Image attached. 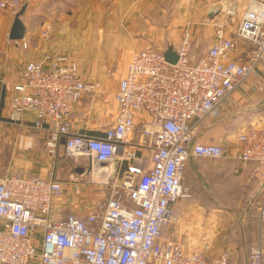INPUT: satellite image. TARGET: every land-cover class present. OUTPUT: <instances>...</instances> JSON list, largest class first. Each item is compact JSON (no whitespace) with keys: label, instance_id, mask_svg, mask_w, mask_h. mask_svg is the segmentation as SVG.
<instances>
[{"label":"built area","instance_id":"obj_1","mask_svg":"<svg viewBox=\"0 0 264 264\" xmlns=\"http://www.w3.org/2000/svg\"><path fill=\"white\" fill-rule=\"evenodd\" d=\"M24 3L0 0V8L15 16ZM233 9L236 4L226 13ZM214 25L215 40L195 59L189 29L176 63L166 59L165 48L134 52L115 92L116 121L101 135L73 128L77 102L96 85L66 51L44 46L39 58L25 64L20 80L2 79L13 92L12 118L34 110L33 126L47 130L49 154L64 138L66 155L91 158L102 171L111 162L119 167L114 180L104 179L111 194L97 210L58 219L52 212L63 194L60 181L0 172V264H234L230 250L210 255L207 242L191 250L166 235L177 221L176 202L191 195L184 184L189 161L226 156L224 146L197 140L203 124L221 114L236 89L254 82L264 64V0H249L235 30H228L225 16L216 17ZM240 41L249 44L245 56L235 55ZM254 87L264 90L260 82ZM236 142L243 165H252L250 179L263 182L264 218V127L243 128ZM247 264H264L261 242L250 246Z\"/></svg>","mask_w":264,"mask_h":264},{"label":"crops","instance_id":"obj_2","mask_svg":"<svg viewBox=\"0 0 264 264\" xmlns=\"http://www.w3.org/2000/svg\"><path fill=\"white\" fill-rule=\"evenodd\" d=\"M220 1L25 0L28 6L22 19L26 33L18 40L9 36L14 16L0 8V172L18 171L60 181L63 194L54 201L55 219L70 213L84 217L97 210L98 202L111 194V184H106L104 179L114 180L118 163L111 162L102 171L91 158L66 155L63 141L55 154H49L47 130L33 126L37 118L34 110H25L20 119L12 118L13 92L6 90L2 79L11 83L20 80L25 64L39 58L44 46L66 51L79 62L84 78L96 85L94 92L77 102L73 128L101 135L116 121L118 104L114 96L132 54L148 47L164 49L169 45L178 50L185 31L190 28L191 57L197 58L215 40L214 19L226 14L227 10L219 6ZM230 1L240 13L249 2ZM213 7L219 11L210 17L208 12ZM48 24L51 28L44 36L41 32ZM239 46L235 55L245 56L249 44L240 41ZM259 67L264 73V65ZM233 124L240 128L264 127V93L259 94L249 81L231 94L228 105L217 118L205 123L206 131L200 132L197 140L223 144L224 138L216 133L227 131ZM227 150L229 155L217 166H208L210 158L206 157L189 161L187 169L195 171L196 176L188 186L191 195L176 202L175 208L183 209L171 236L174 234L191 250L213 238L215 211L236 208L239 213L241 208H259L263 200V182L249 177L252 165H243L237 148ZM224 173L231 176L234 185L221 179ZM184 208L201 209L193 217ZM205 208L220 209L207 212ZM237 241L231 250L234 263L242 260L247 263L246 240L237 238Z\"/></svg>","mask_w":264,"mask_h":264},{"label":"rangeland","instance_id":"obj_3","mask_svg":"<svg viewBox=\"0 0 264 264\" xmlns=\"http://www.w3.org/2000/svg\"><path fill=\"white\" fill-rule=\"evenodd\" d=\"M187 1H191V0H187ZM220 4L222 5H219V6L224 7V9L228 11H231L232 6L234 5V3H231L230 0H221ZM234 11H235L234 13L230 12L224 15L226 23H227V28L230 31L235 30L236 26L238 25L241 19V15H242V13L238 11L237 7ZM213 25H214V21H213ZM189 30L191 29L189 28ZM214 31H215V25H214ZM214 35H215V32H214ZM258 70H259L258 73L253 75V77H255V80H252V81L254 82H250V83L254 86V85H257L258 82H260L264 86V73L261 72L260 67H258ZM248 81H251V80H248ZM256 91L261 95H263L264 93V90L262 91V90L256 89ZM214 118H217V116H213V117L211 116L208 119V121L205 123H208L209 121L212 122ZM205 123L203 124L201 132L206 131ZM242 129L243 128H240L236 126L235 124H233V125H230L227 131L225 132L221 130L220 132L219 131L217 133L215 132L217 136H220V137L222 136L224 138L223 144L221 143L220 145L226 148L225 157H227L229 155L228 153H230V151L228 152L227 150L228 147L237 148L236 136ZM224 158H221L218 160L210 158L208 159L209 162H207V165L217 166V163H219V161H221ZM1 171H4V169ZM194 172L195 171H192L191 169H187V173H186V177L184 181V184L186 186L191 185V180L193 176H196V173ZM221 179H223V181L229 185H234V182L232 181V178L228 173H224ZM102 200H105V199H101V201ZM182 209L183 208H175V214L177 216V221L180 219L179 213ZM184 209L186 213L188 212L191 216L196 217V215H198L197 212L200 211L201 208H184ZM205 209L207 212L209 211L211 212V211H215L216 209L218 210L220 208H205ZM221 209L219 212L215 211V215L213 219V228H212L214 230V232H212L213 238L203 241L200 245L197 246L198 249L202 247L204 242H207L210 248L208 252L210 255H216L225 250L231 251L233 248L235 249L236 247L235 244L239 243L237 241V238H242V239L244 238L246 240L245 242V245H247L246 255L248 254V249L253 244L261 242L264 246V243H263L264 241V218H262L261 216L260 208H241L242 211L239 213L237 212L236 208H221ZM218 213L219 215H217ZM239 215L241 216V218L238 217ZM177 221L172 226L167 228L166 235L168 236V238H175V239L177 238L174 234L171 236V233H174L173 230L175 229ZM253 226H255V228L252 232L251 227ZM188 248L191 249L190 246ZM198 249L194 248V250H198ZM33 262L34 261L31 260L30 264H33ZM234 264H247V263L246 261L244 262L242 260V263L238 261V263L236 262Z\"/></svg>","mask_w":264,"mask_h":264},{"label":"water","instance_id":"obj_4","mask_svg":"<svg viewBox=\"0 0 264 264\" xmlns=\"http://www.w3.org/2000/svg\"><path fill=\"white\" fill-rule=\"evenodd\" d=\"M28 3H24L20 10L15 14L13 22H12V26L10 28V32H9V36L11 39H23L24 35L26 33V25L22 19V16L25 14L26 9H27ZM219 11L218 7H213L209 10L208 15L210 17L214 16L215 14H217ZM164 54L165 57L168 61H170L171 63H176L179 59V53L178 50L176 48H174V46L169 45L164 49ZM63 142L65 141V139L63 138L62 140Z\"/></svg>","mask_w":264,"mask_h":264},{"label":"trees","instance_id":"obj_5","mask_svg":"<svg viewBox=\"0 0 264 264\" xmlns=\"http://www.w3.org/2000/svg\"><path fill=\"white\" fill-rule=\"evenodd\" d=\"M206 158H209V157H206ZM188 164H189V163H188ZM188 164H187V167H188ZM187 167H186V169H185L184 181H185V177H186V173H187ZM261 193H262V192H261ZM261 193H260V194H261ZM254 228H255V226L251 227L252 232H253ZM251 230H250V231H251Z\"/></svg>","mask_w":264,"mask_h":264},{"label":"bare ground","instance_id":"obj_6","mask_svg":"<svg viewBox=\"0 0 264 264\" xmlns=\"http://www.w3.org/2000/svg\"><path fill=\"white\" fill-rule=\"evenodd\" d=\"M234 10V9H233Z\"/></svg>","mask_w":264,"mask_h":264}]
</instances>
